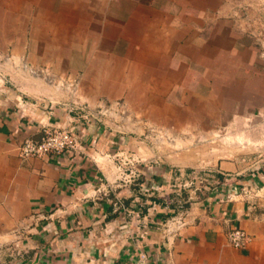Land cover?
I'll list each match as a JSON object with an SVG mask.
<instances>
[{
	"label": "crops",
	"instance_id": "obj_1",
	"mask_svg": "<svg viewBox=\"0 0 264 264\" xmlns=\"http://www.w3.org/2000/svg\"><path fill=\"white\" fill-rule=\"evenodd\" d=\"M2 37L27 52L32 67L69 73L78 86L71 98L40 74L16 73L14 89L0 81V264H117L139 251L148 264H264V193L226 197L230 187L263 184L249 165L262 167L264 156L198 163L232 178L187 202L184 224L166 233L173 168L148 140L80 120L75 156L18 154L43 121L71 122L70 98H122L148 124L185 136L236 121L261 135L264 0H0ZM24 93L38 98L22 108ZM137 144L151 157L138 164L134 184L117 186L111 154ZM141 189L151 201L144 207L135 199ZM113 196L132 213L140 207L139 216L113 205ZM232 227L249 234L244 247L228 242Z\"/></svg>",
	"mask_w": 264,
	"mask_h": 264
},
{
	"label": "rangeland",
	"instance_id": "obj_2",
	"mask_svg": "<svg viewBox=\"0 0 264 264\" xmlns=\"http://www.w3.org/2000/svg\"><path fill=\"white\" fill-rule=\"evenodd\" d=\"M11 43L10 37H2L0 40V81L2 80L1 84L3 86L14 89L17 81L14 78L16 73L23 75L21 76L23 78H27V74H30L31 77H38L37 75L40 74L45 77L46 81H54L56 85L61 82L59 86L67 89V95H71L72 98L78 86L77 79L75 80L69 73L61 76L49 68L32 67V64L28 62L30 58H28L27 52L12 51ZM30 98L37 99L38 97H32L30 94L27 96L24 93L23 100L28 101ZM71 98L70 100H72ZM75 100L84 99L78 98ZM82 102L94 109V121L96 123L105 124L131 139L148 140L149 145L147 146L152 147V151L154 150L156 156L158 153H162L160 159L163 164H168L173 168V171L183 168L188 170L198 166L201 162L226 160L236 156L250 159L258 155L264 156V133L258 135L257 132H254L252 137L251 132H243V128H241L242 124L250 123V121H236L229 128L221 127L209 133H192L185 136L183 133L170 131L164 125L153 126L155 124H148L147 121L134 114L122 98L102 99L95 105H90L85 101ZM119 150H124L123 152L126 155L137 156V160L145 158L143 163L151 157L150 153L140 149L138 144L135 149L124 145L116 151ZM126 158L130 157L126 156ZM171 159H174L175 163L165 162ZM194 161H197V163L195 164ZM263 168H261V171Z\"/></svg>",
	"mask_w": 264,
	"mask_h": 264
},
{
	"label": "built area",
	"instance_id": "obj_3",
	"mask_svg": "<svg viewBox=\"0 0 264 264\" xmlns=\"http://www.w3.org/2000/svg\"><path fill=\"white\" fill-rule=\"evenodd\" d=\"M60 101V104L63 103ZM31 105L30 101L20 100V107L25 108ZM67 112L72 116L70 123L66 125L50 124L43 121L42 131L38 136H26L18 145V154L20 157H43L53 156L62 152H67L71 156H75L80 151V140L78 133L76 132L75 122L82 120L85 123H89L94 120V109L88 104L75 99L70 100L69 103H65ZM124 150L115 151L111 154L114 161V168L117 178V186L128 187L136 182L137 177L140 174L139 162H143L145 158L137 160V156L126 155ZM123 155V156H122ZM126 156L130 158H126ZM249 171L254 173H260L263 184L260 187L250 188L248 186H242L240 191L234 190L230 187V191L227 193V199H230L235 192H241L244 195L259 196V193H264V168L261 171V166H255L252 168L249 165ZM186 169H179L175 171L172 176L168 188L170 190L171 198H167V204L173 206L174 212L168 216L161 224L162 230L166 233L174 231L176 228L184 224L186 216V203L197 199L200 194L206 189H218L219 186H227L232 176L225 171L219 169H209L207 167L191 168L189 171ZM141 194L145 195V191L141 189ZM113 205L123 209L127 213H132L128 210L123 203L122 199L118 196H113ZM135 199L139 202L140 206L151 204L149 198H140L138 195ZM141 208L137 207L132 213L135 217L139 216ZM146 223V222H145ZM143 227L147 226V223ZM228 242L235 248H242L249 241V234L238 227H232L228 229L226 233ZM148 254L145 251H139L135 257L128 262H120L117 264H148Z\"/></svg>",
	"mask_w": 264,
	"mask_h": 264
},
{
	"label": "trees",
	"instance_id": "obj_4",
	"mask_svg": "<svg viewBox=\"0 0 264 264\" xmlns=\"http://www.w3.org/2000/svg\"><path fill=\"white\" fill-rule=\"evenodd\" d=\"M175 171H176V170H174L173 173H175ZM185 171H189V169H188V170L186 169ZM141 198H144V196H141Z\"/></svg>",
	"mask_w": 264,
	"mask_h": 264
}]
</instances>
